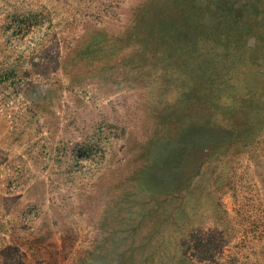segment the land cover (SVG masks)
<instances>
[{"label":"rangeland","instance_id":"374dc122","mask_svg":"<svg viewBox=\"0 0 264 264\" xmlns=\"http://www.w3.org/2000/svg\"><path fill=\"white\" fill-rule=\"evenodd\" d=\"M0 264H264V0H0Z\"/></svg>","mask_w":264,"mask_h":264}]
</instances>
